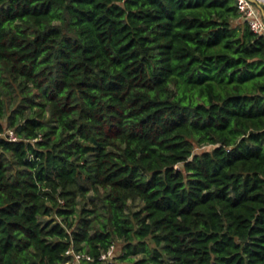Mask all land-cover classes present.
Returning <instances> with one entry per match:
<instances>
[{
  "label": "trees",
  "instance_id": "1",
  "mask_svg": "<svg viewBox=\"0 0 264 264\" xmlns=\"http://www.w3.org/2000/svg\"><path fill=\"white\" fill-rule=\"evenodd\" d=\"M237 2L0 0V264H264V34Z\"/></svg>",
  "mask_w": 264,
  "mask_h": 264
},
{
  "label": "built area",
  "instance_id": "2",
  "mask_svg": "<svg viewBox=\"0 0 264 264\" xmlns=\"http://www.w3.org/2000/svg\"><path fill=\"white\" fill-rule=\"evenodd\" d=\"M260 5L264 7V0H256ZM238 9L248 21L251 29L258 34H264V18L259 7L251 0H238ZM10 140H16V136L13 131L9 132ZM116 254V247L113 245L107 252L101 255L100 260L108 262L110 264H118L113 259ZM68 260L65 264H88L93 261V257L87 253L76 252L74 249H69L66 252Z\"/></svg>",
  "mask_w": 264,
  "mask_h": 264
},
{
  "label": "rangeland",
  "instance_id": "3",
  "mask_svg": "<svg viewBox=\"0 0 264 264\" xmlns=\"http://www.w3.org/2000/svg\"><path fill=\"white\" fill-rule=\"evenodd\" d=\"M203 149H209V147H205ZM122 247H123V244L122 243H117V245H116V252H117V254H121L122 253Z\"/></svg>",
  "mask_w": 264,
  "mask_h": 264
},
{
  "label": "water",
  "instance_id": "4",
  "mask_svg": "<svg viewBox=\"0 0 264 264\" xmlns=\"http://www.w3.org/2000/svg\"><path fill=\"white\" fill-rule=\"evenodd\" d=\"M254 4H256L259 9L261 10L262 14H263V18H264V8L262 5H260L256 0H251Z\"/></svg>",
  "mask_w": 264,
  "mask_h": 264
}]
</instances>
